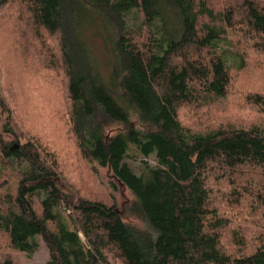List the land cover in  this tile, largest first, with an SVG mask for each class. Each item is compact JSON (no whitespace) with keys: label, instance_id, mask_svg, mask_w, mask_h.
<instances>
[{"label":"trees","instance_id":"trees-1","mask_svg":"<svg viewBox=\"0 0 264 264\" xmlns=\"http://www.w3.org/2000/svg\"><path fill=\"white\" fill-rule=\"evenodd\" d=\"M3 28L25 63L62 81L79 159L133 196L125 213L65 189L57 154L16 120L20 94L0 47V235L10 248L32 255L39 237L47 264H264V88L235 93L260 114L254 123L196 131L180 117L227 100L233 77L264 58V0H0Z\"/></svg>","mask_w":264,"mask_h":264},{"label":"rangeland","instance_id":"rangeland-1","mask_svg":"<svg viewBox=\"0 0 264 264\" xmlns=\"http://www.w3.org/2000/svg\"><path fill=\"white\" fill-rule=\"evenodd\" d=\"M13 33L11 28H3L0 31V47L3 50L2 59L5 68L8 70L7 85L11 89L13 83L14 86L16 84L20 94L16 103V120L19 121L20 127L22 126L25 131L24 134L39 136L52 147V151L57 154L61 162L65 176L62 185L65 184L66 190L72 188L82 196L114 203L119 209L127 213L133 199L131 192L119 183L107 168L93 167L80 160L76 154L74 142L68 129L69 113L62 81L55 78L58 81L56 84L54 76L44 71L45 69H41L38 62L25 63L23 49L15 45L20 40ZM13 39L17 40H15V44L12 42ZM96 42L97 44L100 43ZM48 43L53 44V41L48 40ZM99 54L98 52L97 55L99 56ZM102 57L103 63L106 62L107 58L103 55ZM24 63L27 64L28 69L26 70ZM228 64L234 65L232 58L228 59ZM22 84H27L29 94L20 91V89L23 90ZM241 87H250L253 90L264 88V58L253 56L247 63L246 71L233 77L229 98L224 102L212 106L208 110L193 106L182 109L180 117L183 123L196 131H206L227 123L245 125L256 122L257 119L261 118L260 114L247 106L241 109L242 100L235 96L236 91ZM129 162L138 168L137 162L133 160H129ZM151 163H155L153 158ZM38 212H41V208H38ZM126 219L132 224H137L132 217L127 216ZM250 227L252 229L255 225ZM38 239V250L32 255H28L10 248L6 236L0 235V254H10L14 258V264H47L49 251L44 242L39 237Z\"/></svg>","mask_w":264,"mask_h":264}]
</instances>
